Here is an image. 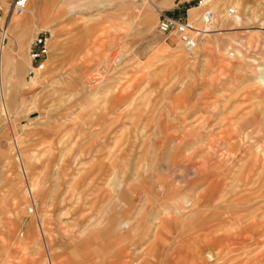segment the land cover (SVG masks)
I'll return each instance as SVG.
<instances>
[{
	"label": "rangeland",
	"instance_id": "1",
	"mask_svg": "<svg viewBox=\"0 0 264 264\" xmlns=\"http://www.w3.org/2000/svg\"><path fill=\"white\" fill-rule=\"evenodd\" d=\"M105 1L33 0V32L3 40L0 264H110L111 226L116 264H264V0L175 9L193 51L159 0ZM42 31L60 55L33 76Z\"/></svg>",
	"mask_w": 264,
	"mask_h": 264
},
{
	"label": "crops",
	"instance_id": "2",
	"mask_svg": "<svg viewBox=\"0 0 264 264\" xmlns=\"http://www.w3.org/2000/svg\"><path fill=\"white\" fill-rule=\"evenodd\" d=\"M127 2H128L127 3L128 15L131 17L133 15L132 10H134L135 7H136V0H128ZM102 3H103L102 7H104L106 5H110V3L105 1V0H102ZM189 3H190V0H159L158 4H153L152 3L153 7H152V10L150 11L151 13L149 14V17L155 19L156 18L155 14H157L159 16V20H160L161 15L164 14V15L169 16V17H173V18H176V19H182L183 20V18L180 17L179 15H177V16L174 15L175 13H178V12L174 13V10L175 9H179L180 10L182 8H185ZM30 4H32V5L34 4L33 0L30 1ZM197 9L198 8H194L192 10L191 9L187 10L188 11V16L191 15L192 17H194L195 16V12L194 11L197 10ZM30 11H31V9L28 8V10L25 11L26 13L24 12L20 17L13 18L11 20V22L8 24L5 34L3 33V35H2V40L0 41V49L1 48L4 49V52H3V55H2V63H0V75H1V72H2L3 63L8 60V58L6 57L7 53H6L5 42H3V40L6 39L9 35L12 36V35L17 34L22 29H24L25 31H30V30L32 31V28H29L28 25L32 24L33 26H35L37 24V21L34 20V17L30 16ZM190 12H191V14H190ZM51 39H52V34H51L50 43H49L50 52H49V55H48V57L46 59V62H50V64L53 65V64H56V62H57L56 59L59 58L60 54H59V50H58V46H59L58 41H56L54 39L51 41ZM51 44H52V46H51ZM3 109L4 110L6 109L4 112L6 114H8V111H7V108H6L5 105H4ZM17 160L19 162H21L20 164H21V168L23 170V174L26 175V170H25L26 163L24 162V159L20 156V157L17 158ZM3 214H5V212H2L0 210V228L2 227V224L4 223V221L2 219V215ZM110 228L111 229L108 230L109 232L106 235V239L110 242V245H109L107 251H105L104 253L103 252L102 253L99 252V253H94V254H95L96 258H99V257L103 256V254L107 255L108 253H110V254L114 253V256L116 255V257L114 258V261L112 263H110V264H116L117 263V259L119 258L120 254L117 253V250H115V248L117 247L116 245H117L118 241L120 240V238L123 237L124 235L120 231L118 232V229H113L112 230V228H114L112 226ZM9 233L11 234L9 236H11L13 238H17L14 232L13 233L9 232ZM30 238L31 237H29L28 235L25 236V238H24L23 232H20L19 237H18L19 241L21 243H23V244H24V242L28 243ZM93 239H94V241H96L95 242L96 245L97 244L99 245L98 238L95 237ZM4 252H6L4 249H0V253H4ZM8 253H9L8 256H10V257H11V255H13L9 250H8ZM50 263L53 264V262L51 260H50Z\"/></svg>",
	"mask_w": 264,
	"mask_h": 264
},
{
	"label": "built area",
	"instance_id": "3",
	"mask_svg": "<svg viewBox=\"0 0 264 264\" xmlns=\"http://www.w3.org/2000/svg\"><path fill=\"white\" fill-rule=\"evenodd\" d=\"M29 3L30 0H0V20L5 13H7V15L23 14ZM229 11L231 15L236 13L234 9H230ZM202 18H204L206 24H213V16L210 14V11H205ZM157 28L158 31L166 37L173 35L179 37L181 44H183L188 51L196 50L198 47V33L188 21L162 14ZM50 37L51 35L47 31H42L32 41L30 47V75L34 76L37 72L45 68V62L50 52Z\"/></svg>",
	"mask_w": 264,
	"mask_h": 264
},
{
	"label": "bare ground",
	"instance_id": "4",
	"mask_svg": "<svg viewBox=\"0 0 264 264\" xmlns=\"http://www.w3.org/2000/svg\"><path fill=\"white\" fill-rule=\"evenodd\" d=\"M31 1V0H30ZM206 2V1H205ZM30 4V3H29ZM29 4H28V6H29ZM202 5H204V2H202ZM28 8V7H27ZM27 8H26V10H27ZM25 10V11H26ZM211 14V13H210ZM22 15V14H21ZM6 28H7V26L4 28V34H5V32H6ZM195 29V28H194ZM196 30V29H195ZM196 32L198 33V36H200L201 35V32L199 31V30H196ZM3 52H4V49H2L1 48V50H0V63H2V55H3ZM261 86H264V79H262V78H260V79H258V81H257ZM6 110V109H5ZM4 110V111H5ZM246 134V133H245ZM21 163V162H20Z\"/></svg>",
	"mask_w": 264,
	"mask_h": 264
}]
</instances>
